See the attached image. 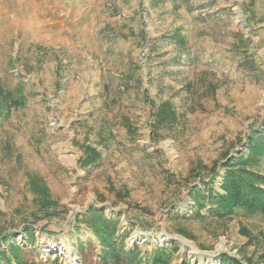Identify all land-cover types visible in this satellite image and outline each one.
Returning <instances> with one entry per match:
<instances>
[{
	"label": "rangeland",
	"instance_id": "obj_1",
	"mask_svg": "<svg viewBox=\"0 0 264 264\" xmlns=\"http://www.w3.org/2000/svg\"><path fill=\"white\" fill-rule=\"evenodd\" d=\"M0 91V252L102 264L93 207L143 260L174 243L169 264H264V214L197 213L189 194L221 193L264 119V0H0Z\"/></svg>",
	"mask_w": 264,
	"mask_h": 264
},
{
	"label": "trees",
	"instance_id": "obj_2",
	"mask_svg": "<svg viewBox=\"0 0 264 264\" xmlns=\"http://www.w3.org/2000/svg\"><path fill=\"white\" fill-rule=\"evenodd\" d=\"M5 97L6 94L0 91V99L4 100ZM171 107V104L167 101L160 105V110L155 115L158 125L165 119H175L176 113ZM258 127L259 131L251 132L246 146L239 152L238 156L235 158L224 157L223 165L226 173L222 178L221 193L209 192L205 195L195 186L189 189V194L197 207V213H199L198 209L204 207V202L207 201L209 212L214 215L223 216L231 213H242L244 215L264 214V119ZM89 149H91L92 157L95 158L86 161L88 164L94 161L97 156L94 149ZM28 184L30 189L36 194L35 199H38L39 207L37 212L41 213L40 217L58 216L57 208L50 201L48 190L43 180L37 176L30 175ZM81 221L85 222L99 239L101 245L99 256L102 264L121 262L126 264H169L172 252L177 249V245L174 243L169 246L161 245L152 250L147 260H143L138 256L139 247L137 244H134L128 250L117 245L118 241L114 237L117 231V219H108L102 211L92 207ZM78 222L80 221L78 220ZM24 229L29 237L33 236V232L29 227L25 226ZM8 238L7 235H4V232L0 231V242ZM121 240H119L120 243L123 242ZM6 251L10 255L6 259L8 261L12 259L15 264H37L33 259L25 258L24 248L16 242H11L6 250L0 253L6 255ZM221 259L223 264L227 262L243 264L240 260L228 255H222ZM180 264H188V262L182 261Z\"/></svg>",
	"mask_w": 264,
	"mask_h": 264
}]
</instances>
